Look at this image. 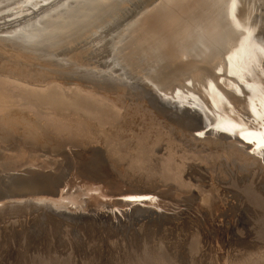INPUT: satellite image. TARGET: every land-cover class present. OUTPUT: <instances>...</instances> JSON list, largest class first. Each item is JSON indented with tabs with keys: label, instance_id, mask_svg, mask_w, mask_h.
Wrapping results in <instances>:
<instances>
[{
	"label": "rangeland",
	"instance_id": "obj_1",
	"mask_svg": "<svg viewBox=\"0 0 264 264\" xmlns=\"http://www.w3.org/2000/svg\"><path fill=\"white\" fill-rule=\"evenodd\" d=\"M154 1L134 0L128 11L121 9L123 15L107 17L96 30L84 31L77 38L56 36L40 42L29 32L43 23L45 12L52 10L59 1L0 0V73L7 72L0 74V78L10 72L7 79L41 89L59 85L54 89H63L62 92L69 87L83 88L81 81L85 79L109 86L107 94L97 95L104 96L100 101L95 102L100 98H89L83 93L85 91L82 92L84 97L82 93L78 95L72 88L64 92L66 95L62 93L61 98V93L57 92L61 100L55 95L58 102L47 104L39 96H27L17 88L13 91L11 84L5 85L0 79V84L3 82L0 87L9 89L10 86L9 93L14 92L6 95L5 99L9 98L10 102L13 96L19 93L22 97L20 93H25L21 106L0 107V264H141L144 257H147L145 260L153 259L156 264L161 254L173 264H248L264 249L250 242L238 245L246 238L241 233L243 228L247 229L239 222L254 217L252 206L255 207L250 200L253 193L249 192L254 190L262 195V191L255 189L249 180L253 172H258L257 164L250 157L242 161L236 145L240 153H247L256 140L238 138L236 145H226L221 136L227 137L228 131L218 126L206 127L202 120L190 122L192 130H186L189 126L179 125L178 121H187L190 117L163 100H170V95L156 96L158 86L169 88L172 85L169 81L158 83L157 80V75L170 70V64L167 65L162 57L167 51L163 46L165 41L162 43L158 39L159 29L145 32L141 24L129 21L137 6ZM183 1L177 0L180 12L184 10ZM228 2L224 0L216 7L219 15L226 12L227 16ZM189 10L172 13V21L176 18L177 22L186 21L181 36L184 39L180 43L186 48L181 51L187 50V53L197 50L203 35L201 26L195 30L193 27L203 25L206 19ZM126 29L129 30L124 33ZM118 33L122 35L120 39ZM137 34H141L140 37ZM163 36L172 43L170 40L174 37ZM262 38L258 40L264 45ZM145 41L153 45L152 49ZM134 43L136 48L131 45ZM124 50L134 56L131 53L122 55ZM141 50L146 53L141 55ZM153 50L159 51L154 53ZM150 51L156 56L147 55ZM263 51L264 46L262 58ZM138 58L142 60L137 62ZM249 63L253 65L252 60ZM129 64L132 65L128 69ZM158 66L164 69L159 68V71ZM260 68L264 69V63ZM188 81L183 83L189 84ZM9 100L1 103L7 104ZM19 112H23L20 116H26L22 121L14 114ZM10 113L14 117L8 115ZM128 120L133 122L126 126ZM55 124L66 126L60 129L55 128ZM129 127L133 130L129 131ZM52 128L62 131L57 130L56 134H64L58 137ZM66 130L70 133H65ZM19 150L23 155L29 150L28 156L33 157V163H27L26 167L25 163H19L24 166H18L14 160L19 157ZM188 172H192V178L185 180ZM8 189L12 192H6ZM195 239L200 241L199 245H192L197 243ZM251 250L255 251L254 256Z\"/></svg>",
	"mask_w": 264,
	"mask_h": 264
},
{
	"label": "bare ground",
	"instance_id": "obj_2",
	"mask_svg": "<svg viewBox=\"0 0 264 264\" xmlns=\"http://www.w3.org/2000/svg\"><path fill=\"white\" fill-rule=\"evenodd\" d=\"M58 1L59 2H58V4H56V6L54 4H53L54 7L51 5L53 7L52 10L50 8L47 12H45V14L43 15L45 20L40 18L41 20H43V23H39L40 25L37 26L38 27L37 29H34V30L32 29L33 31L31 30L29 32V34L34 39H36L37 41L43 42L46 40H53L54 38H56V36L61 37V38H69V37L75 38L76 36L83 33L84 31H91L92 32L93 28L95 29L96 27L100 26L106 20H108L110 18L117 17L118 15H123L124 12L121 13V9L128 11V9L131 6H133V3H134L133 2L134 0H58ZM155 1H157V2L155 3ZM155 1L151 4L149 3V5H144L143 7L137 6V11H135V13L133 15H131V18L129 17V21L137 22V24L138 23L141 24L140 28L145 32L152 29V28H153V30L155 29L156 31H157V29H159L157 32H159L160 34L158 35V33H157L156 35H158V39L160 38L162 40V43L165 41L163 43V46H164L165 51L166 50L167 51L165 54H163L164 56L162 55V57L165 58V60H166L165 62L167 63V65L170 64V70L167 72H164V73L162 72V73H160V75H157V77H159V79H157V80L159 81L158 83H162L161 80H163L164 82L169 81L170 83H172V85L168 86L169 88H167V87L161 88L160 86H158L157 92H155L156 96L161 98L160 96L162 94H164L165 97L170 95L171 99L172 100L174 99V101H172L171 99L168 100L167 98H164V96L162 95L164 98L163 100H165L167 103H170V104L176 106V108H179V110L183 111L184 116L190 117L187 121H185V120L178 121L179 125L184 124L185 127L186 126L190 127L193 125V124L189 125L190 122H192V121L198 122V121L202 120L203 121L202 124L205 125L206 127L213 128L212 126H218L221 128V130L228 131L227 137L221 136V138L223 139V140L221 139V141H223L222 143H224V144L227 143L229 145H231V144L236 145V141L238 140V138H241V139L243 138L245 140L255 139L256 143L254 144V146L251 147V149L253 151L251 150V151H247V153L246 152L240 153V148H238V145H236V147H237L236 151L240 155H242V157H241L242 161L246 160L245 159L246 157H248V158L250 157L253 160V162L257 164L255 166V168L258 169L259 174H258V172L257 173L253 172V175L249 176V178H250L249 180H251L250 183H252V186L255 187V189L258 188V191H259L261 188V191L264 193V188L262 187V183H263L262 180L263 179L261 178V174H263L262 172H264V146H262V145H264V69H261L262 67L260 68V65H263V63H264V59H263L264 57L262 58V54H261L262 46H264V45H261L259 42L260 40H258V38H260V37L264 38V0H228L229 2L227 5V8H226L227 9V16L225 15L226 12L224 14L222 13L221 15H219L217 13L218 10L216 8L217 6H220V4L222 2H224V0H185V1L182 0L184 2V3L182 2L183 3L182 5H184V10H182V11H185V10L188 11L189 9H191L192 11H194L192 13H195V15H203L204 17H206L205 23L203 25H197L196 24L193 27V29L194 28L200 29V26H201L203 28V29H201L203 31V35L200 38L201 41L198 45L197 50L195 49L191 53H187V50L181 51L182 49L183 50L186 49V48H184L185 47V45L183 44L184 42L182 41L183 45H181V43H180V41L184 39V38L181 39V36L184 33L183 29L186 28V24H185L186 21L185 22H179V21L177 22V20H178L177 18H176V20L173 19L174 21H172V18L174 17L172 13H175V12L181 10L180 6H179L180 4L177 2V0H155ZM49 3H51V2H49ZM190 6H193L195 8H192ZM179 12H178V14H179ZM40 15H39V17H41ZM174 15H176V14H174ZM191 15L192 14L190 13L189 18ZM107 17H108V19H107ZM186 17H187V14H186ZM207 17H208V19H207ZM182 18H184V17L182 16ZM195 19H196V17H195ZM203 19L204 18H202L201 20H203ZM164 27H166V30H164ZM111 28H112V26H111ZM190 28H191V26H190ZM108 30H109V28H108ZM128 30L129 29H126V31L124 33H127ZM121 31H122V29H121ZM164 31H167L168 33L166 32V34L169 37L172 36L171 37L172 39L174 37V39H173L174 41L170 40V41H172L173 44L170 43L169 40L163 39V37H164L163 35H166V34H164ZM108 34H110V33H108ZM139 35H141V34H139ZM154 35H155V33H154ZM121 36L122 35L117 36V37L119 38ZM131 36H133V35H131ZM112 41H113V39H112ZM136 42L138 43V41H135V43ZM145 42L146 43L148 42L147 46L150 43L149 41H145ZM124 43H126V42H124ZM135 43L131 44L132 46L134 45V48H136V46H137V45L135 46ZM139 43H142V42H139ZM206 43H208V45ZM156 44H158V43L156 42ZM203 44H205L204 49H202ZM102 45H103V43H102ZM110 45L111 44H109V46ZM150 46L151 45L149 44V47ZM159 46H161V45H159ZM131 47H129V51H130ZM151 47L149 49H152ZM156 47H154V48L158 49V45ZM133 49H131V52L134 51ZM149 49H147L146 52H149L148 51ZM142 50L140 51V52H142L141 55H143V53H146L145 50L144 51H142ZM153 51L155 53L156 51H159V50H156V51L153 50ZM113 52H115V49ZM124 52H125V50H124ZM124 52L122 55L126 54L128 56V54L131 53V52H129V53L127 52L128 53L127 54L126 52L125 53ZM94 53H96V52H94ZM121 53H122V51H121ZM137 53H139V52H137ZM152 53L153 52L150 51V53H147V55H150ZM154 53H153V55H154ZM132 54H134V53H131V55ZM135 55H136V53H135ZM119 56H121V54ZM133 56L134 55H132V57ZM154 56H156V54ZM263 56H264V54H263ZM108 57H110V55ZM132 57L130 56V58H132ZM137 57H138V55H137ZM158 57L159 56L157 54V58ZM162 57L160 55L161 59H163ZM139 59L140 58H138L137 62H139ZM152 59H151L152 62H154L155 58H152ZM119 60H120V62L123 61L121 59H119ZM140 60H142V59H140ZM143 60L145 61L146 59H143ZM250 60H252V63H253L252 66L249 63ZM123 62H122V64H123ZM127 62L129 63V61H127ZM127 62H125V63H127ZM140 62H142V61H140ZM147 62H148V60H147ZM155 62H157V60ZM163 62H164V60H163ZM154 63H152V64H154ZM126 65H124L125 66L124 68H126ZM130 65H132V64H129L127 66L128 69L130 68L129 67ZM134 65H136V63H134ZM254 65H256V66H254ZM4 66H5V64H4ZM136 66L139 67L138 65H136ZM150 66H152V65L150 64ZM257 66H258V68H255ZM142 67H143V64H142ZM121 68H122V66H121ZM157 68L159 70V68H161V67L158 66ZM166 68H167V66H166ZM136 69H138V68H136ZM143 69H145V68H143ZM161 69H164V67ZM165 70H167V69H165ZM135 71H137V70H135ZM148 71L149 70L144 71V72H148ZM152 72H153V70H152ZM156 72H154V73L156 74ZM6 73L4 74V72H3V74L2 73H0V74L6 75ZM8 74L11 75L10 72H8ZM8 74H7V76H3L2 78H0L5 82L4 83L5 85L11 84L12 90L14 88H17L19 91L20 90L25 91L27 93L26 94L27 96L28 95H30V96L36 95V97L39 96L40 98H42L41 100L47 104H52L54 102H58L55 100L56 98L59 101L61 100V99H58L59 97H58V95H56L57 92H59V94L61 93L59 95L61 98L65 94L64 92L67 93V91L69 92V90L72 88H73V91L76 92L78 95H80L83 91H85L83 93H85V95L88 96L89 98L90 97H95V98L103 97L104 98V96L99 95V97H97V95L99 93L101 95L104 93L107 94V92L109 91V90H107V89H109V86L106 87L107 85H105V83H100L101 81L96 83L94 80L92 81L90 79H85V80L81 81L82 82L81 85L84 86L85 88L84 87L82 88L79 86L72 87V88L69 87L70 88L69 90L64 88V90H66L64 92H62L63 89H60V90H58L56 88H55L56 90L54 89V87H59V85L51 86V87H53V89L51 87L50 88L44 87L45 89L35 88V87L30 86L28 84L25 85V83H23V82L19 83L21 81H18V80L14 81V80L7 79V77L10 78V76H8ZM0 77H1V75H0ZM14 77H11V79L12 78L14 79ZM139 77H140V75H139ZM139 77H136V78H139ZM16 79H18V78H16ZM134 79H135V77H134ZM144 79H146V78H144ZM152 79H155V78L153 77ZM152 79H149V80H152ZM186 79L190 80V81H188L189 84L183 83V82H185ZM2 80H0V82ZM6 82H9V84L8 83L6 84ZM174 82H176V83L178 82V83L173 84ZM179 82H180V84H179ZM19 87H21V89H19ZM110 87L113 88L112 86H110ZM118 87H120V85L119 86L117 85V88ZM5 89H4V87H0V104H1L0 107L1 108L10 107V109H12L11 108L12 105L21 106L23 104V98H24L23 96H25V93H23L24 95L22 93H20L22 95V97L19 95V93H18V95L16 93L17 96H13L14 99L10 98L11 99V102H10L9 98L8 99H5V98H6V95L13 94L14 90L11 91L12 93L10 92L11 93L10 94L9 93V91L11 90L10 86H9L10 90L8 89V87H7L8 91H5ZM18 90L16 92H18ZM119 90H121V89H119ZM23 91H21V92H23ZM162 91H164V93H162ZM62 93H64V94L62 95ZM83 97H84V94H83ZM64 99H65V97H63V100ZM7 100H9V101L6 104L5 102ZM12 100H14V101H12ZM100 100H101V98L98 100L96 99L95 102L100 101ZM2 101H5V102H3V104L5 103L6 107H4V105L1 103ZM89 101H90V99H89ZM9 102L11 103V105H9L10 104ZM30 106H32V105H30ZM93 109H96V108H93ZM18 111L19 110H17V112ZM14 112H16V109H14ZM20 112H19V114L18 113H14V114L18 115L16 117L19 118V121H20V119L22 121V118H24L26 116H24V115H23V117H22V115L20 116V114H23V112L22 113H20ZM87 113H88V111H87ZM196 113H198V114H196ZM8 115H12V114L10 113ZM129 115L131 116V114H129ZM181 115H182V113H181ZM12 116L14 117V115H12ZM127 116H125V117H127ZM126 119H128V118H126ZM130 119H133L132 116L130 117ZM129 120H128V122H126L127 123L126 126H128V123L133 122L134 119L131 121H129ZM11 121H14L13 118ZM123 122H125V120ZM123 122H121V123L123 124ZM121 123H120V127L122 126ZM136 123H138V122H136ZM134 124H132V125L135 128L136 126H134ZM57 126L60 129H64L66 125H64L63 128L60 127L59 125H56V127L55 126L54 127L58 128ZM74 127L77 128L76 126H74ZM124 127L125 126H123V128ZM189 127H187L186 130L187 129L192 130V128L191 127L189 128ZM55 128H52V130L53 129L55 130ZM60 129L59 130L57 129V130L59 132H62ZM71 129H73L72 126H71ZM126 129H127V127H125V130ZM57 130H55V133L53 132L55 135L59 134V133L56 134L58 132ZM130 130L131 129L129 127V131ZM68 131L66 130L65 133ZM86 132L88 133L89 131H86ZM47 133L51 137V134L49 132H47ZM68 133H70V131ZM77 133L81 134V130L79 129V132H77ZM61 134H64V133H60V135ZM78 134H75V135H78ZM60 135H58V137H60ZM67 135L70 136V134H67ZM52 136L54 139V135H52ZM61 138H62V136H61ZM213 139H215V138H213ZM29 150L27 151L28 154H29ZM21 151H20V153H21ZM20 153H19V155L17 154L19 157L17 156L18 158L15 159V160L19 159L18 162L14 160V157L16 154H14V156L11 157L14 160V162H16V164L18 163V166L23 165V164L21 165L19 163H25L24 164L25 166L23 165L24 167H26L27 163H28V165L33 163V161H32L33 155L31 156L32 158L30 159V157H29L30 154L28 156V154L23 155L22 153L21 154ZM9 156L10 155H8V157L6 156L5 162H6V159L9 158ZM38 161H40V160H38ZM38 161H37V164H38ZM10 162H12L11 164H14L13 161H10ZM40 162H42V161H40ZM7 164H9V163H7ZM4 166H7V165H4ZM10 168L14 169L13 167H10ZM20 168L21 167H19L18 169H20ZM166 170H169V169H166ZM192 172H188L187 175H185L186 177L184 179L186 180V178L187 179L192 178L191 177ZM193 173H195V172H193ZM169 174L170 173H168V175ZM208 174H210V173H208ZM172 176H174V174ZM179 177H181V176H179ZM200 179H201V177H200ZM263 186H264V184H263ZM247 189H249V187ZM223 190H224V188H223ZM251 190H252V188H251ZM10 191H11V189H8L6 192L9 193ZM262 192H261L262 195H260L259 192L257 193V191H254V190L252 192H249V193H253L252 194L253 197L251 196V198L250 197L249 198H250V200H252V203L255 207V208H253V206H252V209L254 210V214H253L254 217L253 218L250 217V219H247V220L244 219V220H241V222H239L241 225H244L247 229L245 230L243 228L244 231H242L241 233H243L242 235L246 236V238H245V240H240L239 242L237 241L238 245L247 244L246 242H250V243H252V245L257 244L258 247H262V249L264 248V197H263ZM220 193H219V196H220ZM249 195H251V194H249ZM213 206H215V205H213ZM253 210H252V212H253ZM240 229L241 228H239L238 230H240ZM237 233H238V231H237ZM194 237H195V234H194ZM195 238L198 239L197 237H195ZM197 244L199 245L200 241H199V243H198V241H197V243L193 242L192 245H197ZM254 248H255V246H254ZM251 251H253V250H251ZM262 251L259 250L258 251L259 254L258 255L256 254V257H254V258L252 257V259L250 258L251 261L248 264H264V253ZM203 253H205V252H203ZM234 253L236 254V252H234ZM253 253H255V251H253L251 253V255H253ZM159 254H161V253H159ZM192 254H193V251H192ZM136 256H137V254H136ZM141 256H139V257H141ZM144 256H146V254ZM138 259H140V258H138ZM145 259H147V257H144V259H142L141 264H153V263H155V262H153L154 261L153 259H152V261L151 260H145ZM148 259H149V257H148ZM136 260H134V261H136ZM168 260H169V258H168ZM168 260L163 254H161L160 259L157 260L159 262L156 264H173V263H170V261L167 262ZM242 261H243V257H242ZM245 262H246V260H245ZM247 262H248V260H247ZM136 264H138V263H136ZM178 264H179V262H178ZM188 264H190V263L188 262Z\"/></svg>",
	"mask_w": 264,
	"mask_h": 264
},
{
	"label": "snow or ice",
	"instance_id": "obj_3",
	"mask_svg": "<svg viewBox=\"0 0 264 264\" xmlns=\"http://www.w3.org/2000/svg\"><path fill=\"white\" fill-rule=\"evenodd\" d=\"M262 146H264V145H262Z\"/></svg>",
	"mask_w": 264,
	"mask_h": 264
}]
</instances>
